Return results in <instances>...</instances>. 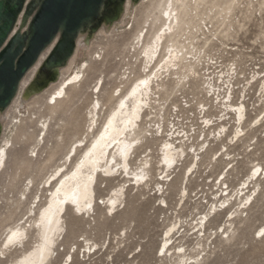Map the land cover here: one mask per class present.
<instances>
[{"label":"rangeland","instance_id":"obj_1","mask_svg":"<svg viewBox=\"0 0 264 264\" xmlns=\"http://www.w3.org/2000/svg\"><path fill=\"white\" fill-rule=\"evenodd\" d=\"M126 2L109 28L79 34L62 79L35 94L51 44L0 112V264L36 246L35 223L52 189L45 182L59 166L72 170L120 97L150 74L152 98L138 121L143 140L130 160L143 177L117 168L99 174L93 212L67 208L48 264H264V0ZM155 35L149 63L143 50ZM170 44L181 56L164 64ZM75 75L52 106L49 96ZM241 104L239 122L232 108ZM166 141L185 154L175 167L161 160ZM16 227L27 241L7 246Z\"/></svg>","mask_w":264,"mask_h":264},{"label":"bare ground","instance_id":"obj_2","mask_svg":"<svg viewBox=\"0 0 264 264\" xmlns=\"http://www.w3.org/2000/svg\"><path fill=\"white\" fill-rule=\"evenodd\" d=\"M137 1L139 0H132L133 3H136ZM103 25L108 26V28L109 25L111 26V24ZM15 31L16 27L12 34ZM86 37L89 38L91 36L87 33ZM159 41L160 37L155 35L152 42L146 44L145 50H143L145 51V58L149 63L159 49V46H157ZM50 49L51 46L45 50V54L43 52V55H40L41 57H39L35 66L31 69V71L34 70L33 74L37 72L41 62L44 60ZM175 52H178L181 56L182 48L170 44L169 49L167 50V59L163 63H170L171 61H169V58L172 59ZM66 64L62 67H65ZM62 67L54 69L50 74L44 71L46 77H41V75H39L37 82H39L40 85L35 88L34 91H37L35 94L41 93L43 90L47 89L49 83L59 82L62 77L61 71L58 70ZM150 75L138 79L132 84L126 93L120 97L115 108L109 112L106 120L92 138V141L87 147L85 146L80 161L74 165L72 170L63 172L61 166H59L45 182L47 188L51 189L52 187V189L49 192L50 196L47 205L42 208L35 223L37 224L38 243H36V246L32 247L29 252L21 255V257L13 264H48L49 256L54 253L56 241L62 235V219L67 208L72 207L79 213L93 212L94 190L99 174L109 177L113 175L114 169L117 168L116 172L120 171V175L124 173L126 175L131 174L134 179L143 177L138 173L131 172L130 160L131 158H134V154L143 140L141 132L139 131L138 121L140 119V112L143 105L145 104L144 108H148L149 102L152 98V93L148 95L151 91L150 78L152 75ZM77 78V75L72 79L68 78L63 81L57 89H55L52 95L49 96L52 106L57 105L58 101L64 96L66 92L65 90L72 84V81H75ZM23 98H27L26 93H23ZM93 108L94 110L97 108L100 109V102L98 100ZM232 109L238 112V121L240 122L243 119V105L241 104L237 108ZM93 123L90 129H93ZM222 128L223 131H225V128ZM242 132V129L236 131L234 137L236 138L240 136ZM77 143L78 145L71 148L68 155L69 157H71L70 155H76L78 149L83 145V141H78ZM161 151V160L167 167L177 166L180 159L185 156L182 150L176 149L169 141H166ZM4 156L5 149H0L1 165L3 164ZM142 165L145 166L146 161ZM258 169L259 167H257L254 174L257 173ZM122 188L123 186H121L119 190H114L113 196L106 200L109 207L108 209L112 210L113 206L119 201V196H122ZM258 233H263L264 235V226ZM25 239L26 233L24 230L18 227L10 228L6 234L5 244L10 246L15 243L18 246H22L23 243L27 241ZM163 243L162 248L165 249L168 240ZM1 255H4V253L1 252ZM1 258H3V256H1L0 259Z\"/></svg>","mask_w":264,"mask_h":264},{"label":"water","instance_id":"obj_3","mask_svg":"<svg viewBox=\"0 0 264 264\" xmlns=\"http://www.w3.org/2000/svg\"><path fill=\"white\" fill-rule=\"evenodd\" d=\"M125 2L0 0V112L9 108L21 81L52 43L41 66L48 74L73 56L80 33L92 35L117 22Z\"/></svg>","mask_w":264,"mask_h":264}]
</instances>
